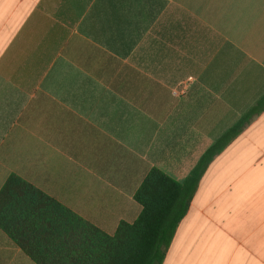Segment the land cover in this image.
I'll list each match as a JSON object with an SVG mask.
<instances>
[{
	"label": "crops",
	"instance_id": "0c3cea01",
	"mask_svg": "<svg viewBox=\"0 0 264 264\" xmlns=\"http://www.w3.org/2000/svg\"><path fill=\"white\" fill-rule=\"evenodd\" d=\"M264 97V0H0V191L108 235ZM163 264H264V112L209 165ZM0 264H37L0 228Z\"/></svg>",
	"mask_w": 264,
	"mask_h": 264
},
{
	"label": "trees",
	"instance_id": "16d2710c",
	"mask_svg": "<svg viewBox=\"0 0 264 264\" xmlns=\"http://www.w3.org/2000/svg\"><path fill=\"white\" fill-rule=\"evenodd\" d=\"M264 112V97L179 183L152 169L135 194L141 213L104 233L32 184L11 176L0 191V228L37 264H163L211 162Z\"/></svg>",
	"mask_w": 264,
	"mask_h": 264
}]
</instances>
